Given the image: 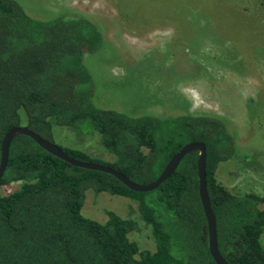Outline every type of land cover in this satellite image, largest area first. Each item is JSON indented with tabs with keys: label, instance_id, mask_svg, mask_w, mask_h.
I'll return each instance as SVG.
<instances>
[{
	"label": "trees",
	"instance_id": "obj_1",
	"mask_svg": "<svg viewBox=\"0 0 264 264\" xmlns=\"http://www.w3.org/2000/svg\"><path fill=\"white\" fill-rule=\"evenodd\" d=\"M255 1L264 21V0ZM114 2L119 21L149 26L147 19L153 23L168 18L189 33L183 39L191 41L189 46L191 34L201 26L204 34L209 32V21L194 23L200 7L189 0ZM29 4L0 0V162L10 129L26 127L54 143L62 131L58 129L64 128L79 136H97L103 155H111L104 159L60 147L68 156L109 166L148 185L184 146L202 142L221 256L229 264H264V198L237 194L217 178L222 164L246 158L233 124L188 109L163 116L99 107L93 100L96 82L84 57L105 52L102 27L74 9L35 16ZM198 160V152L187 154L157 189L136 192L111 174L70 165L30 137L15 138L0 183V264H217L209 251ZM13 183L18 188L4 195L1 187ZM89 192L134 202L141 221L151 227L156 249H142L131 240V233L140 230L133 218L108 212L107 220L100 222L83 216Z\"/></svg>",
	"mask_w": 264,
	"mask_h": 264
},
{
	"label": "rangeland",
	"instance_id": "obj_2",
	"mask_svg": "<svg viewBox=\"0 0 264 264\" xmlns=\"http://www.w3.org/2000/svg\"><path fill=\"white\" fill-rule=\"evenodd\" d=\"M27 1L33 3L28 9L35 16L74 9L102 27L105 52L84 57L96 82L93 100L99 107L163 116L188 109L227 118L246 158L222 164L217 178L237 194L251 192L264 198V21L255 0H189L200 7L194 23L210 22L207 34L201 31L203 26L191 34V46L189 39L183 40L189 33L168 23V18L153 23L147 19L149 26L119 21L114 0ZM58 130L62 131L53 142L59 147L110 159L99 148L97 136ZM18 186L13 183L1 191L7 195ZM108 212L137 220L140 230L131 233V240L142 249H156L151 227L141 221L134 202L106 193L87 194L83 216L104 222Z\"/></svg>",
	"mask_w": 264,
	"mask_h": 264
},
{
	"label": "water",
	"instance_id": "obj_3",
	"mask_svg": "<svg viewBox=\"0 0 264 264\" xmlns=\"http://www.w3.org/2000/svg\"><path fill=\"white\" fill-rule=\"evenodd\" d=\"M19 136H27L33 139L41 148L51 153L52 155L60 158L61 160L73 165L88 170L100 171L107 174H111L120 180L129 189L136 192H150L157 189L164 181L170 178L177 167L181 163L182 159L189 153L198 152V174H199V195L200 200L204 209L205 217L208 223V238H209V251L214 261L217 264H229L220 254L218 248V237H217V222L216 216L212 209L210 198L207 190L206 180V159H207V148L202 142H194L184 146L177 154H175L169 163L167 164L164 171L158 177V179L148 185H141L131 181L123 173L116 171L115 169L94 162H83L76 160L68 156L58 145L42 138L40 135L29 130L26 127H14L10 129L4 136L1 146V162H0V183L4 171L8 165L9 151L13 140Z\"/></svg>",
	"mask_w": 264,
	"mask_h": 264
}]
</instances>
